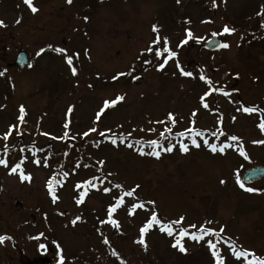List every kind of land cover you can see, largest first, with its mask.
Listing matches in <instances>:
<instances>
[{
  "label": "rangeland",
  "instance_id": "374dc122",
  "mask_svg": "<svg viewBox=\"0 0 264 264\" xmlns=\"http://www.w3.org/2000/svg\"><path fill=\"white\" fill-rule=\"evenodd\" d=\"M33 4L35 13L23 0H0V20L6 25L0 27L4 73L0 158L8 163L0 165V236L10 237L0 243V264L35 261L37 250L44 248L52 255L60 252L65 264H217L207 241L218 238L223 264H243L232 256L231 244L264 257V187L249 195L237 183L242 167L264 165V144L253 143L264 141V132L257 127L261 114L247 116L237 110L264 109V0H215V7L212 0H33ZM225 25L235 31L216 36L229 47L203 48ZM186 29L203 39H188L178 47L186 39ZM157 35L160 41L153 44ZM164 37L177 56L158 70L168 56ZM149 47L153 51H146ZM57 48L66 52L58 53ZM158 48L160 57L155 56ZM40 49L44 51L37 55ZM20 50L28 56L23 69L13 62ZM66 55H72L76 75ZM177 63L193 75L182 76ZM118 73L126 75L113 80ZM200 75L211 80L212 89L235 86L243 98L211 93L204 108L200 97L209 89ZM117 95L123 100L97 120L104 101ZM21 105L23 122L18 120ZM169 113L175 124L167 119ZM10 126L11 135L4 140ZM93 127L96 132L83 136ZM189 129L201 131L212 144L230 147L220 155L199 144L188 146L183 154L180 144L195 137L186 139L179 133ZM233 135L239 140H230ZM174 139L180 142L175 144ZM151 140L162 141L164 148L171 144L173 150L159 158L147 155ZM241 148L247 159L240 155ZM21 160L30 180L21 181L19 170L9 173ZM53 177L61 182L53 185L59 197L55 203L46 187ZM77 183L82 187L76 188ZM129 191L134 194L126 195ZM81 192L86 195L77 205ZM119 199L123 203L111 216L119 225L115 227L108 222V208ZM134 204L144 207L132 209ZM153 212L174 231L168 236L153 224L144 234L145 247L137 241ZM77 216L80 220L73 225ZM181 217L180 224L174 223ZM201 225L219 237L205 236L197 242L185 236V252L172 246L181 228L199 233Z\"/></svg>",
  "mask_w": 264,
  "mask_h": 264
},
{
  "label": "snow or ice",
  "instance_id": "6c2138e0",
  "mask_svg": "<svg viewBox=\"0 0 264 264\" xmlns=\"http://www.w3.org/2000/svg\"><path fill=\"white\" fill-rule=\"evenodd\" d=\"M68 3H71L72 0H67ZM177 2H179V0H177ZM23 3L25 5L28 6V8L33 12H37L38 9L34 6L33 4V0H23ZM212 6L215 7V0H212ZM85 19H87V17H85ZM16 23H19V20L16 21ZM6 26L4 24V22L2 20H0V27H4ZM264 26V25H262ZM186 39L185 40H181L179 45H177L178 47L187 43V40L188 39H196L197 42H199L201 39H203V37H193V34L191 32L190 29H186ZM235 29H232V28H229L227 25H225L221 31V33H212L213 36H216V35H221V34H231L232 32H234ZM153 32H157V28L156 26L154 25L153 26ZM160 41V37L157 35L156 37V40H154L152 43L153 44H157L158 42ZM217 47H222V48H228L229 45L225 42V43H221V44H217L216 45ZM44 49H40L39 52H37V55H40L41 52H43ZM55 51H57L58 53H65L66 50L65 49H61V48H57L55 49ZM146 51H153V49L151 47H149L148 49H146ZM163 51L164 52H167L168 53V56L167 58L165 59V61L163 63H159L158 64V70L159 69H163L165 67V64L167 63V60L170 59V58H173V57H176L177 56V53L175 51H172L169 46H168V39L167 37H164L163 38ZM161 55V51L158 49L155 50V56L156 57H160ZM65 60L67 62V64L69 65L70 67V70H71V73L73 75H76L77 74V69L76 67L73 66V57L72 55H66L65 56ZM144 63H149V61H144ZM177 68L179 69L180 71V74L182 76H186V77H191L193 75L192 72H189V71H185L180 65L179 63H177ZM4 73L3 72H0V76H3ZM126 75V73H118L116 76H113L112 79L113 80H116L118 77L120 76H124ZM132 79H139V77H136V76H132ZM200 79L205 81V83L209 86V90L204 92V94L200 97V101L202 103V106L204 108H208V104L205 103V97L209 96L211 94V92L213 91L212 89V82L210 79L206 78L204 75H200ZM215 91L216 92H220L222 93L223 95H225L226 97L227 96H230V93L227 92V91H224L222 88H215ZM123 96L121 95H117L116 98L114 100H111V101H108V100H105L104 101V104H103V107L100 109L99 112H97L96 114V119L99 120L101 114L105 111V109L109 108V107H114L117 102L119 101H122L123 100ZM238 111H243L244 113L246 114H252V113H259L261 114V120H260V123L257 125V127L262 131L264 132V109H260L258 108L257 106H241V108H238L237 109ZM20 116L18 117V120L20 122H23V117L25 115V109L23 107V105L20 106ZM69 112L72 111V108L71 106L69 107L68 109ZM193 116L196 115L195 112L192 113ZM167 119L172 123V124H175V118L173 117V114L172 113H169L168 116H167ZM233 120L235 119V117L232 118ZM160 123H163L162 121ZM65 128H67V124H65ZM149 131H154V129H149ZM166 131H171V129H166ZM189 131H191V129H189ZM11 132H12V126L9 127V130L8 132H6L3 136V139L4 140H7L9 135H11ZM90 132H96V128L93 127V128H90L88 129V131L84 132L83 133V136H88ZM20 133L17 132V135H19ZM45 135H48L47 133H45ZM67 135V133H65V136ZM101 136L104 135L103 132L100 133ZM179 135L183 136L184 133H179ZM197 135H199V133H197ZM215 135V134H214ZM220 135H223V133H220ZM161 136H163V133H161ZM54 139H63L64 137H53ZM230 140L232 141H238L239 140V137L233 135L231 137H229ZM112 143L115 144L116 143V139H112ZM149 144L152 145V150L150 152L147 153V155H150V156H153V157H156V158H159L160 157V154H161V151H165V152H171L173 150V146L171 144L168 145L167 148H163L159 141L157 140H151L148 142ZM192 145L195 146V147H200V145L197 143V140L195 138L192 139L191 141ZM253 143H261V144H264V141H253ZM204 144L207 145L211 151L213 153L219 151L221 153L224 152L225 148L226 147H230V145L224 143V144H221L219 146H217L216 144H209V142L207 140H204ZM129 147H131V145H129ZM160 148V150L158 151L157 148ZM7 151H8V146L6 145L4 147V152H5V155L7 154ZM180 151L181 152H187L188 151V146L184 143H181L180 144ZM141 155H144L145 153L143 151H141L140 153ZM240 155L241 156H244L246 159H247V154L243 151V149L241 148L240 149ZM47 158H45V162H46ZM36 163H40L39 160L35 161ZM23 161L21 160L20 163H16L15 165H13L12 167H10L9 169V173L10 174H15L18 172L19 170V179L21 181H26V180H30L31 179V175L30 174H26L23 170H22V165ZM101 164L103 163V161L100 162ZM0 165H3L5 167H8V163H7V160L4 159V158H0ZM64 177H67L68 176V173L65 172L62 174ZM225 181L221 180L220 183L223 184ZM61 182L57 179H55L54 177L53 178H49V180L47 181L46 183V187L49 191V194L51 195L52 197V201L53 203H55L59 197L55 194V192L53 191V185L54 184H60ZM84 184H91V186L94 188L96 187L95 184H92L91 181H84L83 182ZM237 183L239 184V186L242 188V189H245L246 191L248 192H253V191H256V189L254 188H251V187H248V188H245V185L244 183L241 182L240 178L237 177ZM76 188H81L82 187V184L81 183H77L75 185ZM116 187H120L119 185H116ZM139 187V186H137ZM105 192H108L109 189L108 188H105L104 189ZM134 194V191H129L126 193V195L128 196H132ZM86 195L85 192H81L79 194V198H76L75 199V203L77 205L83 203V200H84V196ZM123 203V200L122 199H119L117 200L116 204L115 205H110L109 208H108V216H109V223H111L113 226L115 227H119L117 221L111 219V216H112V213L116 210L117 207H119L121 204ZM144 205L143 204H134L132 206V209H135V208H143ZM132 209L129 210L130 214L132 212ZM184 218L181 217L179 220L175 221L174 223L176 224H180L181 221L183 220ZM80 220V217L77 216L75 217V219H73L71 221V223L73 225H75V223ZM104 221H102L103 223ZM210 223V222H209ZM153 224H156V225H159L160 226V231L161 232H165L168 236H172L173 235V227L170 225V224H165V223H161V221L157 218V215L155 212H153V214L151 215V217L143 224V226L140 228V239L137 241L138 243L142 244V245H145L146 247V244H145V240H144V234L149 230V228L153 225ZM189 227H192V228H195L196 225H190ZM220 232H223L224 229L223 227L220 228L219 230ZM42 235V234H41ZM178 236L180 238L176 239L173 243V247H178L179 248V251L181 252H185L186 249L184 248L183 244H182V238L185 237V236H188L190 237L192 240L194 241H201L205 238V236H217L219 237V233H217L214 229H211V228H204L203 225H201V229H200V232L199 233H196V232H192V233H189L186 229L184 228H181L179 230V233H178ZM5 239H10V237H6V236H0V243H2ZM219 243V238L217 239L216 242H213L211 239H209L207 241V245H208V248L209 250H212V256L216 258V261H217V264H223V257L220 255L219 251H218V248H217V245ZM41 247H44L43 245H41ZM231 252H232V256L235 257L236 261L237 262H243V264H264V257H261V256H257L254 252H250L248 250H237L236 247H235V244H231ZM251 256L252 258L251 259H248V257Z\"/></svg>",
  "mask_w": 264,
  "mask_h": 264
},
{
  "label": "water",
  "instance_id": "95a60500",
  "mask_svg": "<svg viewBox=\"0 0 264 264\" xmlns=\"http://www.w3.org/2000/svg\"><path fill=\"white\" fill-rule=\"evenodd\" d=\"M219 40L216 36H213L212 38H210L206 43H205V47L208 49H214L216 48L217 44H219ZM15 63L19 66V67H24L27 64V56L26 53L24 51H20L16 57H15ZM264 176V167L263 166H257L251 169H247L241 179L244 182H252L254 180L260 179Z\"/></svg>",
  "mask_w": 264,
  "mask_h": 264
},
{
  "label": "flooded vegetation",
  "instance_id": "af4514ba",
  "mask_svg": "<svg viewBox=\"0 0 264 264\" xmlns=\"http://www.w3.org/2000/svg\"><path fill=\"white\" fill-rule=\"evenodd\" d=\"M240 96H243V95H240ZM240 96H237V98H240ZM241 98H243V97H241ZM254 166V165H253ZM251 167V166H250ZM248 167H245V168H241V173H243L246 169H247ZM243 183V182H242ZM244 185H245V188H248V187H251V188H254V189H256V191H253V192H248V191H246L245 189H242L240 186H239V184H238V186H239V190L242 192V193H247V194H249V195H256V194H258V192H257V188L258 189H260V188H263L264 187V181L263 180H258V181H255V182H252V183H248V184H245L244 183ZM45 252H47V251H44L43 253L44 254H39V255H37L36 257V260L35 261H27V262H22V264H55V263H53L52 261H56V259H57V253L55 254V257H56V259H53V258H51V254H50V251L49 252H47V253H45ZM31 258H33L32 256H31ZM60 262H62V260H60ZM7 264H11L10 262H7ZM15 264V263H14Z\"/></svg>",
  "mask_w": 264,
  "mask_h": 264
}]
</instances>
